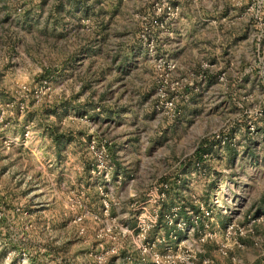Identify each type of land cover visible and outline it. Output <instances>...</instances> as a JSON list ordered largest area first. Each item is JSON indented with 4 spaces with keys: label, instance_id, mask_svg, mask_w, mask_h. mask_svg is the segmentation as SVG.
<instances>
[{
    "label": "rangeland",
    "instance_id": "rangeland-1",
    "mask_svg": "<svg viewBox=\"0 0 264 264\" xmlns=\"http://www.w3.org/2000/svg\"><path fill=\"white\" fill-rule=\"evenodd\" d=\"M160 58L178 66L176 117L157 109ZM205 138L189 191L246 233L203 255L264 264V0H0V264H140L132 203Z\"/></svg>",
    "mask_w": 264,
    "mask_h": 264
},
{
    "label": "built area",
    "instance_id": "built-area-1",
    "mask_svg": "<svg viewBox=\"0 0 264 264\" xmlns=\"http://www.w3.org/2000/svg\"><path fill=\"white\" fill-rule=\"evenodd\" d=\"M155 61L159 72L157 109L160 113L176 117L181 112L178 109L176 94L181 89V82L179 80L172 82L171 78L177 71V63L173 59L163 58ZM183 97L187 96L184 94ZM250 129L255 130L253 125H250ZM213 138L221 147L229 141V136L223 131H216ZM90 147L99 161L98 173L108 170L111 165L107 163L109 161L107 148L104 145L98 146L95 141H92ZM201 167V162H197L196 168ZM171 188L170 181H160L151 188L147 198L132 203L131 217L135 220V226L129 232L133 248L139 254L140 264H222L203 255L202 246L205 243L215 241L223 256L228 255L232 246L243 247L245 226L233 220L222 228L216 218L217 199L205 201L197 194H191L189 201L177 200L169 203ZM254 221L250 219L248 227ZM104 231L105 229H102L99 232L100 237L104 236ZM153 231H157V238L151 241L150 234ZM190 235L193 238L189 239ZM112 251L118 253L120 246L114 245ZM98 259L105 261L106 258L104 254H100Z\"/></svg>",
    "mask_w": 264,
    "mask_h": 264
},
{
    "label": "crops",
    "instance_id": "crops-1",
    "mask_svg": "<svg viewBox=\"0 0 264 264\" xmlns=\"http://www.w3.org/2000/svg\"><path fill=\"white\" fill-rule=\"evenodd\" d=\"M209 72L205 75V78L207 77L206 83L210 89L214 86V83H216L218 81L217 80L218 78L215 76V75H217V73L209 74ZM217 84H219V83H217ZM189 89H192V88L190 87ZM193 95H194V91L191 90L189 92V95L187 96V98L185 100V102H187L188 106H190V105L192 106L193 104L196 105L195 101L193 103V100H191V98H193ZM228 101L230 102V100H228V99L225 100L223 102V105L227 104ZM170 127H172L171 124H170ZM206 139L207 138H205L202 141L203 145H201V146L199 145L200 149L198 151H197V148H196V150H193L194 153L192 154L191 158L180 160L177 163L176 170H174V172H173L175 175L170 176V177L165 176V177H162V179L160 180V181H166L167 180V181H170L172 183V188L169 192V199H168L169 203H173L177 200L189 201L191 198V194H196V192L189 191L190 187H195L196 182H198L197 180H199L201 178V176H199V175L202 173V167H201V169L196 168V159H195L196 155L197 154L200 155L203 152V153H205L204 156L207 157L208 150H212V152H213V144L212 143L208 144L207 142H205ZM208 140H212V139L208 138ZM208 145H210L212 148H208ZM215 146L216 145H214V147ZM204 163H206V162L205 161L201 162V164H204ZM193 172H195L196 174L192 175Z\"/></svg>",
    "mask_w": 264,
    "mask_h": 264
},
{
    "label": "clouds",
    "instance_id": "clouds-1",
    "mask_svg": "<svg viewBox=\"0 0 264 264\" xmlns=\"http://www.w3.org/2000/svg\"><path fill=\"white\" fill-rule=\"evenodd\" d=\"M27 81L25 80V83H26ZM22 87L24 86L23 84L21 85Z\"/></svg>",
    "mask_w": 264,
    "mask_h": 264
},
{
    "label": "trees",
    "instance_id": "trees-1",
    "mask_svg": "<svg viewBox=\"0 0 264 264\" xmlns=\"http://www.w3.org/2000/svg\"><path fill=\"white\" fill-rule=\"evenodd\" d=\"M198 156V154L196 155V157Z\"/></svg>",
    "mask_w": 264,
    "mask_h": 264
}]
</instances>
